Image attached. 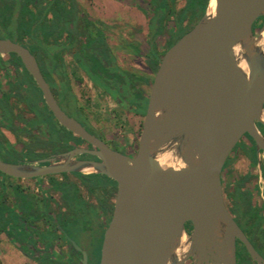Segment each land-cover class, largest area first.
I'll return each instance as SVG.
<instances>
[{
	"label": "water",
	"instance_id": "1",
	"mask_svg": "<svg viewBox=\"0 0 264 264\" xmlns=\"http://www.w3.org/2000/svg\"><path fill=\"white\" fill-rule=\"evenodd\" d=\"M258 17L261 24L253 34ZM261 33L264 38V0H217L211 13L206 7L160 57L132 157L113 150L65 114L29 49L0 37V54L19 58L57 123L93 147L37 160L45 165L0 160V173L30 178L89 170L112 179L115 194L99 264H184L188 259L191 264H235V238L252 260L264 264L225 208L220 182L243 134L253 140L256 154L264 153V137L255 124L264 131V52L257 45ZM236 48L246 73L237 65ZM163 151L187 167L178 172L180 163L161 167L156 156ZM81 153L98 160H71ZM186 222L191 226L188 235ZM181 237L190 251H180L178 258ZM81 263L87 264L83 251Z\"/></svg>",
	"mask_w": 264,
	"mask_h": 264
},
{
	"label": "flooded vegetation",
	"instance_id": "2",
	"mask_svg": "<svg viewBox=\"0 0 264 264\" xmlns=\"http://www.w3.org/2000/svg\"><path fill=\"white\" fill-rule=\"evenodd\" d=\"M66 7H72L74 11L71 21L69 22V26L73 28V45L70 48H66L62 45L58 52V62L55 68L58 77L50 69L51 65L49 61L43 60L40 64L34 54H32L51 93L53 94V87L51 80L48 78V74H50L52 78L54 75L56 76L58 85H61L63 88V96L68 98L66 87L73 96L69 77L72 76L75 78V76L74 72H68L65 69L64 59L65 56H67L77 68L80 69L74 56L78 55L77 44L79 40V27L81 25L85 26L87 21L90 22L88 24L92 25L95 31L100 34L103 41L108 45L110 55H112L114 60L116 57L111 52L108 44L107 35L110 33L107 28L110 22L106 20L107 16L105 11L99 10L93 12L91 9H88V7L79 3H75L71 6L66 5ZM141 15H143L142 11ZM146 30L145 35L141 33L142 40L147 43L149 41H152L154 44L157 43L158 36L154 34V32H150L148 21L146 22ZM115 33L117 32L115 31ZM66 38L67 31L63 29L59 40L64 42ZM138 53L140 54L139 57H142L143 64L151 76L149 81L147 74L144 73L141 75L140 79L148 80L150 85L156 68L152 69L149 66L150 57L146 52L142 53L138 51ZM132 56L137 57L134 53ZM115 64L117 65L116 62ZM117 66L120 70L127 72L119 65ZM147 92L144 93L146 99ZM108 96L110 97V95ZM53 97L65 114L78 121L89 133L101 139L107 146L129 157L134 155L139 132L134 142L125 141L120 138L116 139L115 143H111L86 124L78 105L74 103V106L70 107V102L68 100L58 101L54 94ZM115 106L118 110L131 112L133 114L142 112V119L144 112L142 109L134 106L123 107L116 103ZM51 118L54 122L50 120ZM12 120V122L3 121V126L11 137V139L7 140V154L11 156L9 162H28L34 163L35 165H45L47 162H37V160L51 158L73 148L82 147L85 149H93L90 144L58 124L52 114L50 117L42 120L35 116L34 113L31 117L23 119V122L16 121V116H13ZM5 138L7 139L6 136ZM79 159L98 160L94 155L88 153L76 154L71 157V160ZM227 165L228 162L223 166L220 173L221 193L224 206L254 250L264 259V184H258L256 189L257 195L262 199V202H250L248 197V190L250 187H248V182L246 180L240 178L233 179L232 177L225 179V177L228 176L225 171ZM8 177L10 179L8 185L11 194L9 201L10 221L8 231L2 233L7 236L12 249L33 264H82V251L86 255L87 264H99V249L102 235L111 216L112 201L115 194L116 184L113 183L112 179L95 172L74 171L30 178ZM23 180H31L32 185L35 187L34 191L26 190V186L23 185ZM257 182L259 183V180H257ZM14 189L17 194H19L18 196L22 198L15 194ZM28 200L31 203L26 207L25 203ZM79 208L94 210L96 220L102 226L98 249L93 258L52 222L53 218L57 221L70 219L75 216ZM83 215L85 214L83 213ZM254 218L258 221L257 227L253 224ZM186 223L184 227L188 235L191 226H189L190 223ZM234 248L235 264H257L251 259L244 244L238 238L234 240ZM188 264H191L190 259H188Z\"/></svg>",
	"mask_w": 264,
	"mask_h": 264
},
{
	"label": "trees",
	"instance_id": "3",
	"mask_svg": "<svg viewBox=\"0 0 264 264\" xmlns=\"http://www.w3.org/2000/svg\"><path fill=\"white\" fill-rule=\"evenodd\" d=\"M148 2L151 5V12L156 11L152 7L153 1L149 0ZM173 2L174 0H158V4L161 6L159 10L161 16L158 18L160 26L162 29L167 26L164 17L171 20L173 37H167L164 40L161 52L157 43L155 46L152 41L148 42L147 54L150 57L149 66L152 69L156 68L164 50L195 24L205 12L208 4V0H183V5L175 11L172 7ZM75 3V0H0V37H7L26 46L40 64L43 60L49 61L50 69L58 77L55 70L58 52L62 45L66 48L73 45V28L69 26V22L74 11L72 7L67 8L66 5L71 6ZM149 18L150 32H154L159 38L161 31L155 32L150 15ZM88 23L90 22L87 21L85 26L79 27L78 55L74 56L78 67L93 85L110 95L114 103L123 107L134 106L143 111L146 105V95L135 84L138 77L119 69L114 63L112 55H110L108 45ZM260 24L261 17H258L252 24L253 33ZM63 29L67 31V38L61 42L59 38ZM3 72L14 75L13 79L7 82V87L0 91V109L3 119L9 122L13 121V115L7 103L12 96L15 100L25 103L41 120L51 116L43 103L40 90L14 53L0 54V74ZM48 78L51 80L53 94L58 101L68 100L70 107H73L74 98L67 87L68 98L63 96L62 86L56 84L50 74H48ZM144 81L148 82L147 80ZM257 124L261 127L259 131L264 132L262 125L256 122V126ZM241 137L254 145L253 140L247 134H243ZM241 145L243 149H249L250 160L252 163H256L255 148L242 143V141ZM7 153V140L0 132V160L9 162V160L2 158ZM260 173L264 179V164L260 165ZM0 175L3 176L4 174L0 173ZM4 176L8 177L7 175ZM240 179H244V177ZM0 181V187L3 188V177H0ZM113 183L115 182L113 181ZM257 198L259 200L258 195ZM9 213V205L0 200V232H7L9 229ZM253 224L257 227L256 218H254Z\"/></svg>",
	"mask_w": 264,
	"mask_h": 264
},
{
	"label": "rangeland",
	"instance_id": "4",
	"mask_svg": "<svg viewBox=\"0 0 264 264\" xmlns=\"http://www.w3.org/2000/svg\"><path fill=\"white\" fill-rule=\"evenodd\" d=\"M148 1L149 0H75L76 3L88 7V9H91L93 12L99 10L105 11L107 16L106 20L110 22L107 28L110 34L107 35V39L111 52L116 57L114 63L116 62L117 65L127 72L135 74L138 77L135 84L144 93L147 92L151 76L143 64L142 57H139L140 54L136 51L148 53V43L142 40L141 33L143 35L146 34V22L150 21L149 15L152 18V27L155 32L159 33L161 31L157 40L160 52L163 50L164 40L167 39V37H173V31L170 25V23L172 24L171 20L164 17V20H166L165 25L167 26L163 29L160 26V20L158 18L161 16L159 11L161 6H159L158 0H151L153 1L152 7L156 10L154 12H151V5ZM182 5L183 0H174L172 7L176 11ZM141 11L143 15H141ZM115 31L117 33H115ZM256 31L257 30H255L253 34H255ZM133 53L136 54L137 57L132 56ZM64 65L68 72H74L75 78L72 76L69 77L70 88L75 99L74 103L79 106L86 124L111 143H115L116 139L120 138L125 141L134 142L140 130L142 112L133 114L131 112L118 110L114 101L100 88L93 85L67 56H65ZM144 73H146L149 78V81L147 80L148 82L140 79L141 75ZM13 76L12 73L6 72L0 74V91L7 87V82L11 81ZM7 103L10 106L12 115L16 116V121L23 122V119L33 115V110L25 103L15 100L13 96L9 98ZM50 120L53 121L52 118ZM3 121L7 122L8 120L3 119L0 113V132L7 137L6 140L11 139L9 133L3 126ZM257 127L261 129L258 124ZM241 141L255 148V146L245 138H240V141H238L232 149V155L225 168L226 174H228L225 179L229 177L233 179L244 177V180L248 182V187H250L248 190L250 202L253 203L255 201L256 203H261L262 199L259 198L258 200V198H256V189L258 184H264V179L262 177L259 183L257 182L258 170L260 169V165L264 164V153L261 151L257 153L259 162L257 166L256 163H252L250 160L249 149L242 148ZM2 158L10 160L11 156L6 154ZM83 172H89V170ZM0 177H3L4 185L3 188L0 187V200L9 205L11 194L8 183L10 179L4 175H0ZM23 183V185L26 186V190L34 191L35 187L32 185L31 180H23ZM14 192L17 196L19 195L15 189ZM30 203L29 200L26 201L25 206L28 207ZM82 212L85 215H83ZM61 221L62 220L57 221L54 218L52 219V222L57 225L60 230H63L80 248L87 251L93 258L97 252L102 232V226L96 220L95 211L87 208H79L75 216L68 220ZM0 264L33 263L12 249L7 236L0 232ZM184 264H188V260H186Z\"/></svg>",
	"mask_w": 264,
	"mask_h": 264
},
{
	"label": "bare ground",
	"instance_id": "5",
	"mask_svg": "<svg viewBox=\"0 0 264 264\" xmlns=\"http://www.w3.org/2000/svg\"><path fill=\"white\" fill-rule=\"evenodd\" d=\"M213 10V7L211 5V0L208 1V6H207V13H211ZM257 45L262 49V51L264 52V38L262 37V33H261V38L258 40ZM235 57L237 60V65L238 67L243 71V72H247V67L246 64L244 62V60L240 57V52L239 49L236 48L235 49ZM261 120L264 122V111L262 112L261 116H260ZM263 137H264V133H262ZM157 161L159 162L161 167H165V166H176L180 163L179 159H177L174 154L170 151H163V152H159L156 156ZM180 249H182L184 247V241L183 238L181 237V244H180Z\"/></svg>",
	"mask_w": 264,
	"mask_h": 264
},
{
	"label": "clouds",
	"instance_id": "6",
	"mask_svg": "<svg viewBox=\"0 0 264 264\" xmlns=\"http://www.w3.org/2000/svg\"><path fill=\"white\" fill-rule=\"evenodd\" d=\"M216 3H217V0H211V5H212L213 9H215ZM186 167H187V165L185 163L181 162L180 163V167L179 168H176L175 171L178 172L180 170V168H186ZM180 251H183V252L187 253L188 251H190V248H189V246L185 245L182 249L177 250V256H178V258H179Z\"/></svg>",
	"mask_w": 264,
	"mask_h": 264
},
{
	"label": "built area",
	"instance_id": "7",
	"mask_svg": "<svg viewBox=\"0 0 264 264\" xmlns=\"http://www.w3.org/2000/svg\"><path fill=\"white\" fill-rule=\"evenodd\" d=\"M260 181V180H259Z\"/></svg>",
	"mask_w": 264,
	"mask_h": 264
}]
</instances>
